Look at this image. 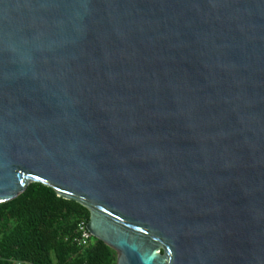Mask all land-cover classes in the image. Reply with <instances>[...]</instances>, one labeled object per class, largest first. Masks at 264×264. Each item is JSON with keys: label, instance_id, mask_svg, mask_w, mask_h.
Masks as SVG:
<instances>
[{"label": "water", "instance_id": "95a60500", "mask_svg": "<svg viewBox=\"0 0 264 264\" xmlns=\"http://www.w3.org/2000/svg\"><path fill=\"white\" fill-rule=\"evenodd\" d=\"M30 182L115 264H264V0H0V203Z\"/></svg>", "mask_w": 264, "mask_h": 264}, {"label": "trees", "instance_id": "16d2710c", "mask_svg": "<svg viewBox=\"0 0 264 264\" xmlns=\"http://www.w3.org/2000/svg\"><path fill=\"white\" fill-rule=\"evenodd\" d=\"M87 219L88 210L78 202L30 182L0 203V264H115L114 250L101 240L72 242L77 223Z\"/></svg>", "mask_w": 264, "mask_h": 264}, {"label": "built area", "instance_id": "2783aa9c", "mask_svg": "<svg viewBox=\"0 0 264 264\" xmlns=\"http://www.w3.org/2000/svg\"><path fill=\"white\" fill-rule=\"evenodd\" d=\"M76 231L78 234L72 236V242L76 243V245H87L91 242V235L86 228V221L80 220L77 223Z\"/></svg>", "mask_w": 264, "mask_h": 264}]
</instances>
